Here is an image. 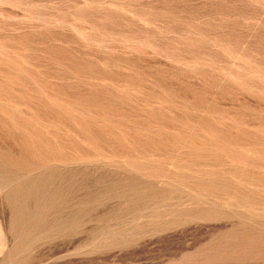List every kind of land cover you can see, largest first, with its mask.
Wrapping results in <instances>:
<instances>
[{"label":"rangeland","instance_id":"374dc122","mask_svg":"<svg viewBox=\"0 0 264 264\" xmlns=\"http://www.w3.org/2000/svg\"><path fill=\"white\" fill-rule=\"evenodd\" d=\"M0 264H264V0H0Z\"/></svg>","mask_w":264,"mask_h":264}]
</instances>
